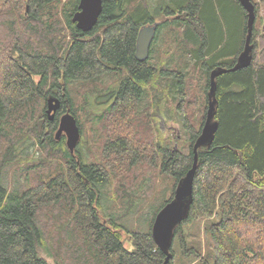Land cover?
I'll use <instances>...</instances> for the list:
<instances>
[{"label":"trees","instance_id":"trees-1","mask_svg":"<svg viewBox=\"0 0 264 264\" xmlns=\"http://www.w3.org/2000/svg\"><path fill=\"white\" fill-rule=\"evenodd\" d=\"M102 1L97 25L84 33L72 22L80 0H0V264H51L42 254L54 264L165 261L152 237L155 217L193 167L210 73L235 67L248 15L238 0ZM252 2L253 60L217 78L218 130L198 151L193 202L174 231L169 264L178 256L197 264H264V19ZM164 18L148 60L138 61L140 29ZM161 53L168 60H157ZM176 58L201 73L200 98L192 95V75L185 83V70L174 67ZM51 97L61 100L53 119ZM90 98L104 108L90 112L105 133L101 153L71 155L65 138H55L60 118L74 115L82 134L78 113L91 108ZM162 115L179 125L171 145L159 130ZM26 144L44 156L27 160L22 184L9 191L3 172L21 164ZM90 155L96 162L86 161ZM136 167L173 182L146 229L132 232L130 251L123 227L102 214V190L116 180L118 199H132L139 193L129 187Z\"/></svg>","mask_w":264,"mask_h":264},{"label":"rangeland","instance_id":"rangeland-1","mask_svg":"<svg viewBox=\"0 0 264 264\" xmlns=\"http://www.w3.org/2000/svg\"><path fill=\"white\" fill-rule=\"evenodd\" d=\"M255 1L260 4V18L264 19V5L260 3V0ZM165 20V18L157 19L155 22L161 23ZM168 58L161 53V55L157 57V60L165 61L168 60ZM186 65L187 63L185 61L181 62L178 60V58L175 59L174 67L177 69L185 70V83H189L187 75L188 77H191L192 75V95H195V97L197 96L198 98H200L202 89L201 73L197 69L187 71L188 67H186ZM108 80L109 83H111V78H108ZM75 95L79 97L78 93H75ZM77 96L74 97L75 100L77 99L76 104L78 105L80 102V98H78ZM90 102L92 103L91 108L86 113H78V115L80 116L81 123L83 125V133L81 135V140L75 152L80 149L84 156L89 153L88 150L90 148L93 150V153H101V148L105 140V133L102 131L101 126L95 121L93 115H90V112H99L101 102L95 98H90ZM166 107L169 109L175 107L173 99L171 97L169 102L166 104ZM101 110H104V108H101ZM158 122L159 130L162 138L164 139L165 146L166 144L171 145V143H173V141L179 138L180 136V131L178 127L179 125L177 124V122L166 118L165 115L159 116ZM63 137L65 138V136L63 135L60 140H62ZM20 155L22 157V160L20 162L21 164H13L7 167L2 175V184L9 191L17 189L22 184L23 180H21V174L19 172L20 167H24V165L27 164V160H29V162H36L41 160L44 156L41 149L33 148L29 144H26L20 148ZM90 156L91 157H89V159H86V161L96 162V158L92 155ZM135 170H137L138 173H134L133 175H137L138 177L136 180H134V185H128L129 187H131V189H133V191H135V193L139 190V193L135 194L136 196H133L132 199L128 197H124L123 200L118 199L117 195L115 194V190L117 188L116 180L111 181L109 184L105 185L102 190V204L104 207V212L102 214L107 219H111V217H114L115 221L120 224L121 227H123L124 246L127 250L130 251L134 249L133 243L131 242L132 232L146 229V223L151 219L152 215L167 199L173 182L167 177L165 178L164 175L158 173V171L151 170L148 167H136ZM203 246H205L204 242ZM42 256L46 258L49 263L54 264L53 259L47 258L45 254H42ZM177 259V264H197L190 263L188 260L184 259L180 260V256H178Z\"/></svg>","mask_w":264,"mask_h":264},{"label":"water","instance_id":"water-1","mask_svg":"<svg viewBox=\"0 0 264 264\" xmlns=\"http://www.w3.org/2000/svg\"><path fill=\"white\" fill-rule=\"evenodd\" d=\"M248 15V33L246 36V44L243 51L237 59L235 67L231 70L218 67L211 71L209 76V90L207 93L208 110L206 121L202 132L196 140L194 151V164L188 171L186 176L178 183L173 199L167 203L156 215L152 226V237L158 248L166 256L163 264H169L172 254L170 252L175 229L188 218L190 207L193 202V182L198 167V151L201 148L208 147L214 141L218 130V121L215 119L218 100L217 78L228 71H235L249 66L253 60V46L251 44L253 29L256 20V7L252 0H238ZM102 0H80L78 11L74 13L72 22L76 28L88 33L97 25L99 17L102 13ZM159 24L148 25L140 29L136 40L135 57L138 61H146L150 56V49L155 39ZM47 113L50 119H53L57 111L61 107V100L51 97L47 101ZM66 138V145L71 155L75 154V150L81 140V130L78 121L71 113H66L60 118L59 128L55 134L57 141L62 136Z\"/></svg>","mask_w":264,"mask_h":264},{"label":"bare ground","instance_id":"bare-ground-1","mask_svg":"<svg viewBox=\"0 0 264 264\" xmlns=\"http://www.w3.org/2000/svg\"><path fill=\"white\" fill-rule=\"evenodd\" d=\"M149 3V2H148ZM66 4V3H65ZM157 6V5H156ZM155 6V7H156ZM163 6V5H162ZM160 7V6H159ZM65 11V10H64ZM120 11V10H119ZM207 51V50H206ZM203 56V55H202ZM206 60V59H205ZM211 60V59H210ZM222 63V62H221ZM73 108V107H72ZM109 120V119H108ZM107 126V125H106ZM110 127V126H109ZM1 150H3V148L1 149ZM158 153V152H157ZM62 161V160H61ZM41 174V173H40ZM51 178V177H50ZM113 178V177H112Z\"/></svg>","mask_w":264,"mask_h":264},{"label":"flooded vegetation","instance_id":"flooded-vegetation-1","mask_svg":"<svg viewBox=\"0 0 264 264\" xmlns=\"http://www.w3.org/2000/svg\"><path fill=\"white\" fill-rule=\"evenodd\" d=\"M155 23H158L159 24V26H160V23L159 22H155ZM155 23H153V24H155ZM159 26H158V29H159ZM158 29H157V32H158ZM157 34V33H156Z\"/></svg>","mask_w":264,"mask_h":264}]
</instances>
